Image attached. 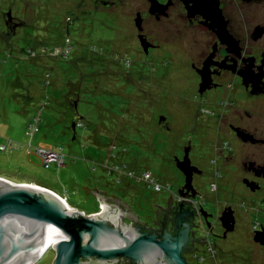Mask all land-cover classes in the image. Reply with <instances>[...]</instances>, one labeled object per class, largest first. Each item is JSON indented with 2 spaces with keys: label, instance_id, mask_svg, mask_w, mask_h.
Wrapping results in <instances>:
<instances>
[{
  "label": "rangeland",
  "instance_id": "rangeland-1",
  "mask_svg": "<svg viewBox=\"0 0 264 264\" xmlns=\"http://www.w3.org/2000/svg\"><path fill=\"white\" fill-rule=\"evenodd\" d=\"M108 1L115 5L97 6L95 0H0V178L18 186H44L87 215L101 211L95 190L115 194L149 223L171 194L156 193L138 179L151 173L164 189L171 185L178 192L183 179L174 162L185 154L183 140L195 142L199 136L206 141L205 131L210 130L188 122L199 102L188 91L193 73L182 62L186 56L166 39L155 55L147 56L136 38V0ZM9 19L13 30L7 36ZM71 88L81 98L78 111L83 117L76 139L66 117ZM40 93L43 96L31 102L27 98ZM35 114L42 121L31 126ZM162 116L170 122V131L156 125ZM39 149L61 152L63 165L46 168ZM192 159L205 172L195 178V188L209 203L206 210L218 214L233 199L222 193L221 180L218 195L210 189L215 181L209 171L220 164L208 152L193 153ZM251 213L243 234L264 225L258 212ZM216 247L202 248L191 263L228 264L230 253L222 256ZM247 248L244 252L238 247L231 257L247 264L249 248L254 250ZM48 250L37 264H53L54 251Z\"/></svg>",
  "mask_w": 264,
  "mask_h": 264
},
{
  "label": "flooded vegetation",
  "instance_id": "flooded-vegetation-1",
  "mask_svg": "<svg viewBox=\"0 0 264 264\" xmlns=\"http://www.w3.org/2000/svg\"><path fill=\"white\" fill-rule=\"evenodd\" d=\"M135 2L134 20L139 14L142 17V29L137 27L136 35L142 52L145 50L140 36L150 45L147 56L155 55L165 39L186 56L182 62L193 73V80H189L193 87L188 91H193L199 102L192 107L193 115L188 122L210 131H205L206 141L199 136L194 137L195 142L183 140L185 154L182 152V158L176 157L174 162L183 179L178 192L174 193L171 185L164 189L150 173L162 187L156 193L171 194L166 206L156 207L153 221L142 222L133 213V207L123 203L120 197L109 199L102 193L103 205L115 215L108 221L119 226L122 234L154 236L157 242L168 236L169 242L183 239L181 255L187 264H192L190 258L198 256L202 248L208 246L217 251L216 245L222 256L224 253L232 256L238 247L246 252L248 248L244 247L252 246L254 250L249 248L246 263L264 264V225L253 226V233L243 234L241 230L251 212H258L264 222V0H144L142 6L138 5L139 0ZM94 4L113 7L115 2L95 0ZM12 25V22L8 25L7 36L11 35ZM75 90L70 89L66 97L67 109L73 111L68 117L71 122L79 100ZM79 118L80 126L83 117ZM155 123L160 130L172 129L164 116ZM198 151L214 155L220 164L218 169L209 171L215 181L211 191L218 195L217 181L221 180L222 193L233 198L225 202L218 214L206 210L209 203L194 185L195 178L205 174L192 161V154ZM218 203L219 200L213 203V209ZM231 256L228 264H238V259ZM84 263L136 264L124 256L115 262L101 263L91 258ZM151 264L165 262L158 258Z\"/></svg>",
  "mask_w": 264,
  "mask_h": 264
},
{
  "label": "water",
  "instance_id": "water-1",
  "mask_svg": "<svg viewBox=\"0 0 264 264\" xmlns=\"http://www.w3.org/2000/svg\"><path fill=\"white\" fill-rule=\"evenodd\" d=\"M11 22L9 19L7 24ZM136 25L142 29L140 14ZM140 41L147 52L149 43L143 36ZM79 103V100L75 103L70 126L74 139L81 117ZM95 195L101 211L87 215L69 207L54 193L18 186L0 178V264H37L45 255L41 252L53 231L60 232L52 248L53 264H85L84 260L91 258L101 263L115 262L121 256L136 264L156 263L158 258L165 264H187L181 255L183 239L169 242L168 236L157 242L154 236L122 234L119 226L108 221L115 215Z\"/></svg>",
  "mask_w": 264,
  "mask_h": 264
},
{
  "label": "built area",
  "instance_id": "built-area-1",
  "mask_svg": "<svg viewBox=\"0 0 264 264\" xmlns=\"http://www.w3.org/2000/svg\"><path fill=\"white\" fill-rule=\"evenodd\" d=\"M39 120H33V122L30 124L33 126L34 124H37ZM14 145V144H13ZM3 149H6V147H3ZM38 155L42 159L45 167H49L52 164H57L58 166H62L65 160V156L59 152V151H48V150H38ZM134 173V172H133ZM133 173L130 171L129 175L133 177ZM139 181H147L148 185L152 186L153 190L159 192L162 187L156 182V180L153 179L152 175L150 173H144L139 179ZM41 188V187H40ZM59 198L61 196L57 195ZM64 199V200H63ZM62 200L65 202L67 198H63ZM66 203V202H65ZM68 205V203H66ZM69 206V205H68ZM70 207V206H69Z\"/></svg>",
  "mask_w": 264,
  "mask_h": 264
},
{
  "label": "bare ground",
  "instance_id": "bare-ground-1",
  "mask_svg": "<svg viewBox=\"0 0 264 264\" xmlns=\"http://www.w3.org/2000/svg\"><path fill=\"white\" fill-rule=\"evenodd\" d=\"M17 184V183H16ZM22 184H24V185H26V183L24 182V183H22ZM22 186V185H21ZM29 187H32V188H34V189H37V190H40V191H49V190H45V189H43V188H40V187H37V186H34V185H28ZM28 186H26V187H28ZM22 187H24V186H22ZM56 195V194H55ZM59 234H60V232L59 231H53V233L50 235V237L47 239V241H46V243H45V246H44V248H43V250H42V252H41V254L42 253H46V252H48L49 250L48 249H51V247H53V244H54V241L55 240H57L58 238H59ZM40 254V255H41Z\"/></svg>",
  "mask_w": 264,
  "mask_h": 264
},
{
  "label": "trees",
  "instance_id": "trees-1",
  "mask_svg": "<svg viewBox=\"0 0 264 264\" xmlns=\"http://www.w3.org/2000/svg\"><path fill=\"white\" fill-rule=\"evenodd\" d=\"M73 85H74V84H71L70 86L73 88V87L75 86V85H74V86H73ZM72 88H71V89H72ZM69 92H70V91H69ZM75 93H76V92H75ZM69 95H70V94L68 93L67 96H69ZM76 95L79 96L78 93H76ZM67 96H66V97H67ZM31 97L34 99L35 97H38V96H36V95L34 96V95H33V96H31ZM78 98H79V101H81L80 96H79ZM46 104H47V103H46ZM44 107H45V106H43V107L40 109L39 112H42ZM70 113L72 114L73 112L71 111ZM70 113L67 112V114H68V116L66 115L67 119H68ZM35 119H36V120H39L38 123L42 121V117H41L40 115H38V114H35V115L33 116L32 121L35 120ZM31 123H32V122H30L29 124H31ZM70 126H71V125H70ZM129 171H130V170H129ZM131 172H133V171H131Z\"/></svg>",
  "mask_w": 264,
  "mask_h": 264
},
{
  "label": "crops",
  "instance_id": "crops-1",
  "mask_svg": "<svg viewBox=\"0 0 264 264\" xmlns=\"http://www.w3.org/2000/svg\"><path fill=\"white\" fill-rule=\"evenodd\" d=\"M37 93H39V91H38ZM33 95L35 96V94H29V96L27 97L28 100H30V102H31V100L33 99V98L31 97V96H33ZM36 96H38V97H39V96L42 97L43 95H42V93H40V95H36ZM43 187H44V186H43ZM94 192L97 193L98 196L103 195L101 192L99 193V192L96 191V190H95ZM55 193H57V192H55ZM107 195H108V196H106L107 198H110V197H113V199L116 198L115 195H111V194H107ZM96 197H97V196H96ZM97 198H98V197H97ZM98 199H99V198H98ZM69 205H70V204H69ZM70 207L72 208L73 206L70 205ZM73 208L76 209L75 207H73ZM77 210H78V209H77ZM109 212H110L111 215H114V213L112 212V210L109 211ZM84 213H85V212H84ZM94 213H95V212H94ZM94 213H92V214H94ZM110 214H109V215H110Z\"/></svg>",
  "mask_w": 264,
  "mask_h": 264
},
{
  "label": "clouds",
  "instance_id": "clouds-1",
  "mask_svg": "<svg viewBox=\"0 0 264 264\" xmlns=\"http://www.w3.org/2000/svg\"><path fill=\"white\" fill-rule=\"evenodd\" d=\"M41 188H43V189H45V190H49V192L54 193V194H56V195H59V194L55 193L54 191H52V190H50V189H47V188H45V187H41ZM68 205H69V204H68ZM69 206H70V205H69Z\"/></svg>",
  "mask_w": 264,
  "mask_h": 264
}]
</instances>
